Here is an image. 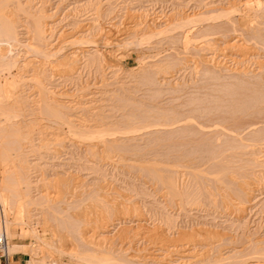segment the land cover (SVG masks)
Wrapping results in <instances>:
<instances>
[{
    "label": "rangeland",
    "instance_id": "obj_1",
    "mask_svg": "<svg viewBox=\"0 0 264 264\" xmlns=\"http://www.w3.org/2000/svg\"><path fill=\"white\" fill-rule=\"evenodd\" d=\"M8 1L21 264H264V0Z\"/></svg>",
    "mask_w": 264,
    "mask_h": 264
},
{
    "label": "bare ground",
    "instance_id": "obj_2",
    "mask_svg": "<svg viewBox=\"0 0 264 264\" xmlns=\"http://www.w3.org/2000/svg\"><path fill=\"white\" fill-rule=\"evenodd\" d=\"M8 0H3V2H5V4L7 5V2ZM10 1V0H9ZM9 1H8V4H9ZM1 2V4L3 3L2 2V0L0 1ZM14 3V2H13ZM6 5H5V8L3 7L4 6V3L2 4V9H0V51L3 49L2 47H3V44H8V42H9V44L13 41V43H15L14 41H17V38H16V34H17V32H15L16 30H14V25H13V23H14V17L12 16L13 14H12V9L10 8V6L8 5L7 7H6ZM38 10V9H37ZM21 11V10H20ZM26 11V10H25ZM264 11V10H263ZM38 13V12H37ZM36 16H38V15H36ZM19 16H17V18H18ZM29 18V17H28ZM39 19V18H38ZM18 21V20H17ZM32 22V21H31ZM40 23V22H39ZM17 24V23H16ZM33 25H34V23H33ZM39 25L40 24H38L37 23V21H36V23H35V30H36V32L38 33V35H40V33L42 32V31H44V30H42L41 31V29H40V27H39ZM35 30H34V32H35ZM29 31V30H28ZM27 31V32H28ZM31 31V30H30ZM29 31V32H30ZM33 32V33H34ZM28 34V33H27ZM36 36H37V34H35ZM32 36H33V34H32ZM39 37V36H38ZM41 37V36H40ZM37 38V37H36ZM47 38V37H46ZM39 39V38H38ZM205 40V39H204ZM28 42V41H27ZM37 42V41H36ZM19 43V42H18ZM34 43V42H33ZM12 44V43H11ZM40 44V43H39ZM34 45H36V44H34ZM8 46V45H7ZM29 46V45H28ZM231 47V46H230ZM235 47V46H234ZM231 49V48H230ZM242 49H245V48H242ZM5 50V49H4ZM3 50V51H4ZM237 50V49H236ZM240 50V49H239ZM2 53V52H1ZM44 53V52H43ZM51 53V52H50ZM4 54V53H3ZM11 54V53H10ZM10 54H9V56H10ZM16 54V53H15ZM36 54V53H35ZM37 54H39V53H37ZM12 55H14V54H12ZM9 56H7V57H4V55H2V54H0V74H2L3 72H5V73H10V68L12 67V66H16V65H14V62L15 61H13L12 59H11V56L9 57ZM74 56V55H73ZM73 56H71V57H73ZM42 57H43V55H42ZM32 59V58H31ZM73 59V58H72ZM98 61V60H97ZM16 63V62H15ZM66 65V64H65ZM10 69V70H9ZM32 77V76H31ZM75 80V79H74ZM76 81V80H75ZM21 82V81H20ZM76 83V82H75ZM13 84V83H12ZM2 89V88H1ZM46 92V91H45ZM38 95V94H37ZM31 97V96H30ZM46 97V96H45ZM65 97V96H64ZM33 99V98H32ZM20 101V100H19ZM18 101V102H19ZM55 101V100H54ZM72 102V101H71ZM46 103V102H45ZM68 103V102H67ZM26 104V103H25ZM44 104V103H43ZM49 105H50V103H49ZM48 105V107L45 105V106H43L45 109H48V110H46V111H48L49 112V106ZM37 107V106H36ZM58 105H57V109H58ZM16 108V107H15ZM77 108V107H76ZM30 109V108H29ZM51 109H52V107H51ZM54 109V108H53ZM41 110V109H40ZM55 110V109H54ZM28 111V110H27ZM39 111V110H38ZM51 111V110H50ZM39 112H41V111H39ZM47 112V113H48ZM57 111L55 110V114H57L56 113ZM58 112H59V110H58ZM50 113V115H52V113L51 112H49ZM3 114V113H2ZM2 114H0V115H2ZM41 114V113H40ZM8 115V114H7ZM53 116V115H52ZM57 118L60 116V118H61V115L58 113V116L57 115H55ZM66 117V116H65ZM32 118V117H31ZM2 119V118H1ZM3 119H4V117H3ZM8 119V118H7ZM59 119V118H58ZM57 119V120H58ZM53 120V119H52ZM65 120V119H64ZM68 123V122H67ZM12 124V123H11ZM14 125V124H13ZM46 126V125H45ZM48 126V125H47ZM68 126V125H67ZM14 127V126H13ZM1 128V127H0ZM2 129V128H1ZM6 129V128H5ZM9 129H11V130H9ZM9 132H11L12 133V135L14 136V134H13V130H12V128L11 127H9ZM14 129V128H13ZM57 129V128H56ZM59 129V128H58ZM71 129V128H70ZM87 129V128H86ZM8 130H6V131H8ZM69 130V129H68ZM14 131H15V129H14ZM56 131V130H55ZM87 131V130H86ZM107 131V130H106ZM9 132H6V133H9ZM83 132V131H82ZM11 133H9V134H11ZM81 133V132H80ZM89 133V132H88ZM18 134V133H17ZM72 134V133H71ZM83 133H81V135H82ZM85 134V133H84ZM8 135V134H7ZM62 135V134H61ZM72 135H74V133L72 134ZM77 135V134H76ZM80 135V134H79ZM10 136V135H9ZM58 137V136H57ZM87 137V136H86ZM18 139V138H17ZM58 139V138H57ZM66 139V138H65ZM85 139V138H84ZM88 139V138H87ZM30 140V139H29ZM86 140V139H85ZM99 140V139H98ZM70 141V140H69ZM13 142V141H12ZM58 149V148H57ZM139 165V164H138ZM158 165V164H157ZM141 170V169H140ZM3 179L4 180H2L0 183H1V186H0V188H1V190H2V192H4V193H2L1 191H0V200H1V198L5 201V203L7 202V199H9L8 200V202L10 201V202H12V203H14L15 204V209H16V211H17V213L20 211V207L21 208H23L22 206H21V201H20V198H21V195H20V189H21V186L19 185L21 182L19 181L18 183L15 181L14 182V178H16L17 180H19L18 178H20L18 175H20V174H18V171H17V168H15V169H12V168H10V170H9V168H4L3 169ZM21 171V170H20ZM43 171V170H42ZM9 172V173H8ZM10 172H11V174L12 175H14V174H16L15 176H11L10 175ZM14 172V173H13ZM43 173V172H42ZM9 176H11L14 180L12 181V184L11 185H13L14 186V184L15 183H17V185L15 186V187H11L10 188V185H9V183L10 182H8V179H11V178H9ZM21 176V175H20ZM156 177V176H155ZM170 177V176H169ZM22 178V177H21ZM157 178V177H156ZM162 178V177H161ZM160 177H159V179H161ZM28 179V178H27ZM26 179V180H27ZM151 179V178H150ZM163 179V178H162ZM161 179V182H162V184H164V182H165V184L166 185H161V186H163V188H167V186H172L174 183H172L173 182V179H170V178H167L166 180L167 181H163ZM168 179L169 180H172V181H170L171 182V184L172 185H169L170 184V182H169V184H167V182H168ZM12 180V179H11ZM31 180V179H30ZM22 181V180H21ZM24 181V180H23ZM24 182H26V181H24ZM30 182V181H29ZM14 183V184H13ZM27 183L28 182H26V185H27ZM212 184V183H211ZM30 185V184H29ZM175 185V184H174ZM177 185V184H176ZM164 186H166V187H164ZM18 187V188H17ZM173 187L174 186H172L170 189H173ZM246 187V186H245ZM31 188V187H30ZM162 188V187H161ZM169 188V187H168ZM168 188H167V191H168ZM178 188H180V187H178ZM243 188V187H242ZM177 189V188H176ZM22 190H23V188H22ZM24 190H25V188H24ZM170 191V190H169ZM168 191V192H169ZM175 191V190H174ZM166 192V191H165ZM164 192V193H165ZM44 193V192H43ZM42 193V194H43ZM163 193V191L161 192V194ZM167 193V192H166ZM7 194H9L8 196H7ZM23 195H24V193H23ZM165 195V194H164ZM173 195V193L171 194V196ZM11 196V197H10ZM23 197V196H22ZM172 198V197H171ZM36 200V199H35ZM37 201V200H36ZM35 201V203L36 204H38L39 202H36ZM172 201V200H171ZM28 202H29V200H28ZM1 203V202H0ZM3 203V202H2ZM168 203V202H167ZM11 204V203H10ZM14 204H12V206H14ZM68 205V204H67ZM9 206V205H8ZM11 206V205H10ZM172 207V206H171ZM3 208V207H2ZM12 209V208H11ZM24 209V208H23ZM22 209V210H23ZM52 209V208H51ZM13 210V209H12ZM21 210V211H22ZM23 213H24V211H23ZM143 213V212H142ZM13 214V213H12ZM73 215V214H72ZM102 215V214H101ZM68 217V216H67ZM161 221V220H160ZM165 221V220H164ZM6 223V222H5ZM165 225V224H164ZM6 227V226H5ZM172 227V226H171ZM168 228V227H167ZM199 229V228H198ZM162 230V229H161ZM200 230V229H199ZM82 231V230H81ZM172 231V230H171ZM183 231V230H182ZM185 231V230H184ZM187 232V231H186ZM78 233V232H77ZM163 233V232H162ZM7 234H8V232H7ZM10 235H12L11 233H9ZM99 234V233H98ZM181 234V233H180ZM183 234V233H182ZM201 234V233H200ZM65 235V234H64ZM79 235V234H78ZM84 235V234H83ZM92 235V234H91ZM101 235V234H100ZM99 235V236H100ZM104 235V234H103ZM177 235V234H176ZM185 235V234H184ZM67 236V235H66ZM65 236V237H66ZM90 236V235H89ZM97 236V235H96ZM161 236V235H160ZM164 236V235H163ZM192 237V236H191ZM190 237V238H191ZM86 238H87V235H86ZM90 238V237H89ZM88 238V239H89ZM91 238H93V237H91ZM88 239H85V242H86V240L87 241H89ZM96 239H98V238H96ZM154 239V238H153ZM81 240H82V237H81ZM160 240V239H159ZM164 240V239H163ZM190 240V239H189ZM103 241V240H102ZM161 241H162V238H161ZM166 241V240H165ZM92 242V241H91ZM91 242L89 241V243L91 244ZM97 242V241H96ZM106 242V241H105ZM154 242V241H153ZM160 242V241H159ZM163 242V241H162ZM173 242V241H172ZM181 243V242H180ZM104 244V243H103ZM167 244V243H166ZM95 245V244H94ZM85 246V245H84ZM158 246V245H157ZM19 247H21V246H19L18 244H15V243H10L9 245H8V253H12V252H16L18 249H19ZM181 247V246H180ZM37 248V247H36ZM101 248H102V246H101ZM21 249V248H20ZM34 246L33 247H31L30 248V251H28V252H31V253H29L28 254V258L26 259V262H27V264H35L34 262H36V264H38V262L37 261H34V259H33V257H32V253H34ZM157 249V248H156ZM36 250V249H35ZM105 250V249H104ZM116 250V249H115ZM146 250V249H145ZM173 250V249H172ZM255 250V249H254ZM96 251V250H95ZM99 251V250H98ZM106 251V250H105ZM99 252H101V250L99 251ZM257 252V251H256ZM94 253V252H93ZM186 253V252H185ZM193 253V252H192ZM100 254V253H99ZM104 254V253H103ZM102 255V254H101ZM101 255H100V258H101V260L102 259H104L105 261H106V257L105 256H103V257H101ZM105 255H107L106 253H105ZM152 255V254H151ZM92 256V255H91ZM178 256V255H177ZM98 257V256H97ZM96 257V258H97ZM151 257V256H150ZM109 258V257H108ZM152 258V257H151ZM98 259V258H97ZM154 259V258H153ZM103 260V261H104ZM108 260H110V259H108ZM43 261V260H42ZM41 261V262H42ZM160 261V260H159ZM45 261H43V263H44ZM129 262V261H128ZM40 263V262H39ZM115 263V262H114ZM45 264H46V262H45ZM111 264V263H110ZM116 264V263H115ZM120 264V263H119ZM178 264H179V262H178Z\"/></svg>",
    "mask_w": 264,
    "mask_h": 264
},
{
    "label": "built area",
    "instance_id": "obj_3",
    "mask_svg": "<svg viewBox=\"0 0 264 264\" xmlns=\"http://www.w3.org/2000/svg\"><path fill=\"white\" fill-rule=\"evenodd\" d=\"M0 203V264H9L13 254L8 253L9 239L5 227V214Z\"/></svg>",
    "mask_w": 264,
    "mask_h": 264
},
{
    "label": "crops",
    "instance_id": "obj_4",
    "mask_svg": "<svg viewBox=\"0 0 264 264\" xmlns=\"http://www.w3.org/2000/svg\"><path fill=\"white\" fill-rule=\"evenodd\" d=\"M12 253H13V255L11 257V260H10L9 264H21V259L19 257L15 256L16 255L15 252H12ZM12 253H9V254H12Z\"/></svg>",
    "mask_w": 264,
    "mask_h": 264
}]
</instances>
